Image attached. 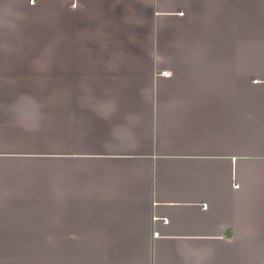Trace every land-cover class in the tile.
<instances>
[{"label":"crops","instance_id":"1","mask_svg":"<svg viewBox=\"0 0 264 264\" xmlns=\"http://www.w3.org/2000/svg\"><path fill=\"white\" fill-rule=\"evenodd\" d=\"M0 264H264V0H0Z\"/></svg>","mask_w":264,"mask_h":264},{"label":"built area","instance_id":"2","mask_svg":"<svg viewBox=\"0 0 264 264\" xmlns=\"http://www.w3.org/2000/svg\"><path fill=\"white\" fill-rule=\"evenodd\" d=\"M33 2V1H31ZM164 76H169L170 74L169 73H166V72H163Z\"/></svg>","mask_w":264,"mask_h":264}]
</instances>
